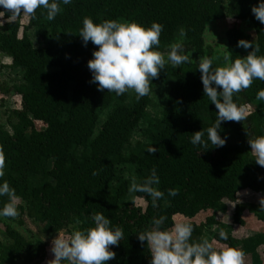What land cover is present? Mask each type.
<instances>
[{
    "label": "trees",
    "instance_id": "1",
    "mask_svg": "<svg viewBox=\"0 0 264 264\" xmlns=\"http://www.w3.org/2000/svg\"><path fill=\"white\" fill-rule=\"evenodd\" d=\"M258 3L259 0H73L70 5H61L62 12L52 21L46 18L45 10L37 9L26 26L23 15L10 19L7 10L0 8L6 19L0 23V51L12 59L14 66L25 69L24 85L0 87L2 93L21 95V107L11 109L9 114L14 121L12 131L0 123V154L4 158L0 183L6 180L15 189L21 200L19 208L47 223L50 233L92 227V214L101 212L113 226L123 229L119 245L110 246L120 255V264H150L147 242L142 244L138 233L152 226L153 217L166 216L161 227L171 229L175 216L184 215L193 225L191 241L199 242L206 229L218 222L214 216L197 222L193 218L199 213L222 209L225 201L235 202L245 189L264 195V167L255 162L248 143V138L264 136V106L250 114V127L240 121L222 122L220 134L227 136L223 147L209 144L206 150L190 142L193 133L215 123L218 111L204 94L198 69L201 57L213 58V48L205 40L207 25L227 15L250 21L256 38L234 26L226 32L227 50L233 61L244 57L243 47L238 46L244 39L253 48L259 46L258 56L264 55V24L252 13ZM85 17L97 23L121 18L145 26L158 22L164 28L157 50L161 52L181 42L189 61L178 67L166 63L150 82L151 93L139 100L135 92L131 97V90L120 96L107 90L101 92L91 82L88 68L98 46L91 42L84 46L79 36ZM31 28L37 29L45 41L43 46L33 44L27 34ZM181 28L186 31L185 37L179 35ZM191 53L199 58L194 59ZM213 67H217L214 60ZM159 81L169 85L162 117L147 129L148 141L126 154L125 148L145 118L154 85ZM261 89L264 81L254 79L249 88L234 95V101L248 105L258 100ZM106 108L110 110L100 123L101 111ZM36 121L43 122L45 128H37ZM152 146L157 149L154 154L147 152ZM126 165L134 166L137 182L156 168L160 177L157 187L165 193L157 207L144 193L135 194L146 201L145 207L128 200L131 180L125 175ZM37 177L41 181H35ZM170 188L177 190L175 197L168 195ZM7 200V196H0V208ZM245 207L242 203L235 205V224H245ZM257 216L264 221L263 212ZM220 232H214L218 242L240 250L237 237L226 233L228 239L223 240ZM7 234L13 239L12 254L24 253V236L12 227H7ZM262 244L261 236L251 251Z\"/></svg>",
    "mask_w": 264,
    "mask_h": 264
},
{
    "label": "clouds",
    "instance_id": "2",
    "mask_svg": "<svg viewBox=\"0 0 264 264\" xmlns=\"http://www.w3.org/2000/svg\"><path fill=\"white\" fill-rule=\"evenodd\" d=\"M73 0H0V8L7 10L10 19L20 15L35 16L37 9L46 11V18L52 21L62 12L61 5H70ZM255 18L264 24V0L252 7ZM79 30L84 46L89 42L98 46L88 61L92 73V83L98 90L114 92L117 96L134 91L137 100L151 93L150 82L157 78L166 63L178 67L189 61V56L183 53V45L176 42L170 45L165 57L157 46L164 26L152 22L150 26L136 22L117 19L95 22L91 17H85ZM180 37L186 36L184 28L180 29ZM239 47L253 48L250 41L241 39ZM259 46L244 57L239 56L234 61L231 53L224 55V66L213 67V59L203 56L199 60V71L205 96L218 110L215 123L196 131L190 137L193 146L210 149L223 147L227 136H221L222 122L244 121L248 116L246 105H238L234 95L251 86L254 79L264 81V55L258 56ZM258 100H264V89L257 93ZM251 154L255 162L264 167V136L248 138ZM212 147V148H214ZM157 149L152 146L147 152L154 154ZM4 158L0 154V178L4 176ZM160 177L156 168L141 182L131 179L129 193H144L151 197L153 207L164 198L165 193L157 187ZM168 195L175 197L176 189L167 190ZM0 196L8 200L0 208V217L15 218L19 215V200L16 191L8 181L0 183ZM260 208L264 209V197L260 198ZM91 219L94 226L86 229L72 227L70 233L58 232L51 241V253L54 259L48 264H107L116 257L110 246H118L124 232L119 226H113L111 220L101 212L93 213ZM166 216L153 217L152 226L138 233V239L147 247L151 254L150 264H244V253L232 247H215L214 241L201 238L199 242L191 241L193 225L187 221L176 222L171 229H162ZM79 223V222H77ZM71 227V226H70ZM223 240L227 234L219 233Z\"/></svg>",
    "mask_w": 264,
    "mask_h": 264
},
{
    "label": "rangeland",
    "instance_id": "3",
    "mask_svg": "<svg viewBox=\"0 0 264 264\" xmlns=\"http://www.w3.org/2000/svg\"><path fill=\"white\" fill-rule=\"evenodd\" d=\"M228 3L229 0H224ZM6 19L3 14H0V23L5 22ZM120 21H127L123 18ZM128 22V21H127ZM23 25H28L29 16L23 15ZM239 27L245 32L251 35L252 39L256 38L254 26L250 21L239 20L230 15L225 16L222 19L210 21L205 31V40L208 45L213 48V60L218 66H224V55L227 50L226 32L232 27ZM23 28L21 29V34ZM27 34L32 40L33 44L37 47L43 46L45 41L40 37L36 28L27 30ZM178 40H181L179 37ZM243 49L244 56H247L251 50L250 48ZM170 48H166L161 51L162 54L167 56ZM194 59L199 58L196 54L191 53ZM25 69L22 67H16L12 63V59L0 51V87L2 85L22 86L25 84L24 79ZM169 92V85L164 82H157L154 85L151 95V102L147 109L145 118L141 121L140 125L135 129L131 137L130 142L125 148L126 154L138 149V147L148 141L147 129L156 123L157 119L162 117L164 107L167 102ZM134 95V91H131V97ZM247 106L248 116L244 121H240L246 127H250L249 116L250 114L264 106V100H255L249 103ZM21 107V95L13 92L12 94L2 93L0 90V123L9 131H12V123L9 118L11 109ZM110 108L103 109L101 111L100 123L106 118ZM37 128H45V124L41 121H36ZM125 175L130 180L135 177L138 181V176L135 172V168L132 165L125 166ZM35 181H41V177L34 179ZM264 197L263 194L254 192L250 189L242 190L237 195L235 202L225 201L222 209H210L206 212L199 213L193 219L197 222H203L209 216H214L218 222L208 227L205 231L204 238H207L210 242L214 241L217 247H228L225 244L218 242L214 238V232L223 231L225 233H231L239 239L240 250L244 253V264H264V244L259 246L256 250L251 251L254 244L262 236L264 239V221L259 219L257 214L264 213V209L260 208V198ZM128 200L135 202L142 207L146 206V201L139 198L135 193H129ZM21 200H19V205ZM245 204V211L243 218L245 220L244 225L235 224L233 222V213L236 204ZM19 215L15 218L0 217V264H48V261L54 259V255L51 253V241L58 235L56 233H50L48 231V224L39 222L30 217L26 211H22L20 208ZM184 215L177 214L175 216V223L180 221H187ZM7 227H12L18 230L26 240V251L19 256H14L11 252L10 245L13 243V239L7 234ZM59 232L70 233V229H64ZM257 252L255 260H253V254ZM121 257L116 254V257L107 262V264H120Z\"/></svg>",
    "mask_w": 264,
    "mask_h": 264
},
{
    "label": "crops",
    "instance_id": "4",
    "mask_svg": "<svg viewBox=\"0 0 264 264\" xmlns=\"http://www.w3.org/2000/svg\"><path fill=\"white\" fill-rule=\"evenodd\" d=\"M257 254H258L257 252H255V253L253 254V258H254L253 260H255Z\"/></svg>",
    "mask_w": 264,
    "mask_h": 264
}]
</instances>
